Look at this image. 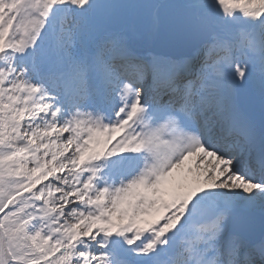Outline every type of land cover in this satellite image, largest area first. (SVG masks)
Wrapping results in <instances>:
<instances>
[{
    "label": "snow or ice",
    "instance_id": "6c2138e0",
    "mask_svg": "<svg viewBox=\"0 0 264 264\" xmlns=\"http://www.w3.org/2000/svg\"><path fill=\"white\" fill-rule=\"evenodd\" d=\"M0 264H264V0H0Z\"/></svg>",
    "mask_w": 264,
    "mask_h": 264
}]
</instances>
